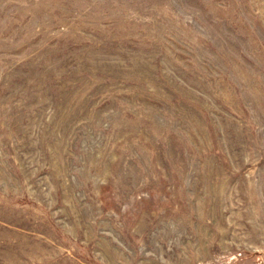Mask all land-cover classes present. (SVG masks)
I'll list each match as a JSON object with an SVG mask.
<instances>
[{"label":"rangeland","instance_id":"obj_1","mask_svg":"<svg viewBox=\"0 0 264 264\" xmlns=\"http://www.w3.org/2000/svg\"><path fill=\"white\" fill-rule=\"evenodd\" d=\"M0 264H264V0H0Z\"/></svg>","mask_w":264,"mask_h":264}]
</instances>
